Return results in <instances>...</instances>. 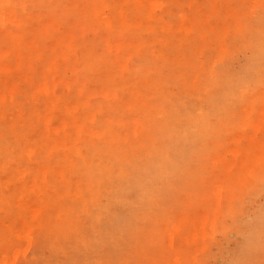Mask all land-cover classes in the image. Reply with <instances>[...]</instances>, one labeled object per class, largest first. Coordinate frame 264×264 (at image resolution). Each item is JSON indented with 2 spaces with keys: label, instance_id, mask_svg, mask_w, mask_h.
<instances>
[{
  "label": "rangeland",
  "instance_id": "1",
  "mask_svg": "<svg viewBox=\"0 0 264 264\" xmlns=\"http://www.w3.org/2000/svg\"><path fill=\"white\" fill-rule=\"evenodd\" d=\"M8 1L0 0V18L3 13L12 14L14 6L30 13H39L32 11L37 8L43 14L35 19L42 22L38 35L50 38L52 44L45 48L38 40L35 44L40 47L21 49L17 54L21 57L19 75L29 82L8 85L0 81V169L3 171L2 160L8 158L10 163V171L0 174V264H35L47 253L45 248L37 251L28 241L29 233L44 228L43 222H38L44 213L31 205L33 190L37 200L46 201L52 180L48 174L30 172L29 138L36 136V131L39 143H47L51 159H58L57 169L66 166L68 174L74 171L75 151L70 145L86 155L85 142L97 143L103 134L124 145L122 141L149 139L157 129L183 128L181 137H153V146L168 145L169 153L180 151L188 141L192 154L197 140L202 139L198 157L182 159L175 165L177 174L163 170L153 178L144 213L135 223L136 230L146 236L136 246L144 256L132 262L229 264V257L242 253L248 243L246 233L264 221V80L249 79L250 63L264 42L243 30V26L248 31L259 29L264 0H54L41 7H34L32 0L6 4ZM7 30L8 26H0V37ZM181 41L184 43L177 44ZM0 54L4 57L1 70L12 75L11 50L2 45ZM173 57L174 83L163 93L164 102L158 97L161 87L149 91L143 83L139 85L141 93L134 96L137 102L124 96L121 81L135 66L159 62V73L166 76ZM89 59L92 74L98 72L102 78L81 81ZM48 73H61L64 82L55 95L45 99L42 89L31 81L41 82ZM260 77L264 78V63ZM234 78H239V87L224 115L222 112V120L206 132L209 109L220 105L216 98L224 82ZM68 85L78 89L76 97L62 92L68 91ZM204 86V99L190 96L191 89ZM30 87L34 92L27 93ZM175 99L191 107L186 118L172 117ZM29 121L35 123L33 130ZM3 124L19 125V129L13 132L14 128ZM201 164L208 167L203 169ZM191 167L200 172L192 179L183 175ZM126 172L142 178V163H129ZM113 183L118 185V180ZM163 185L168 186L165 191L160 190ZM114 201L109 216L115 209L125 210L122 200L114 197ZM55 202L63 205L65 201L60 196ZM77 217L75 212L69 216L72 221ZM101 222L91 224L97 240ZM258 240V251L247 264H264V229ZM98 247L94 250L87 241L80 251L84 257L107 251L104 244ZM63 255H70V250L64 249ZM120 263L127 261L122 257Z\"/></svg>",
  "mask_w": 264,
  "mask_h": 264
},
{
  "label": "bare ground",
  "instance_id": "2",
  "mask_svg": "<svg viewBox=\"0 0 264 264\" xmlns=\"http://www.w3.org/2000/svg\"><path fill=\"white\" fill-rule=\"evenodd\" d=\"M32 1L34 7H41L42 5L54 2V0ZM32 11L39 13H30L29 11L19 9L18 6H14L12 14L3 13V17L0 18V26H8L6 34L0 37V48L2 45H6L11 50L14 62L10 66V70L15 71L10 75L6 73V69L1 70L0 68L1 83L5 81L8 85H12L22 80L26 83L29 82L19 75L21 57L17 54L21 49L27 50L40 47L35 44V41L38 40L44 42L45 48H49L50 44H52L50 38L38 35V28L42 26V22L35 19H37L36 15L40 17L43 14L37 8ZM258 20V30L248 31L249 28L247 26H243V30L247 31L251 36L258 38L260 42H264V11ZM43 34H47V32ZM183 43L181 41L177 44ZM263 45H259L257 58L250 63L252 70L249 73V79L251 78L255 81L260 79L259 83L264 80L263 77H260L261 63H264ZM40 53L45 55L44 51H40ZM39 57L41 56L39 55ZM26 58L24 57V59ZM174 59L173 57L169 63V73L166 76L159 73L161 72L160 67H158L161 65L159 62L144 67L142 65L135 66L134 72L121 81L120 85L126 89L124 96L131 97V100L136 101L134 96L141 93L139 85L143 83V86L149 89V91L161 87L162 92L158 94V97L160 101L164 102L163 93L166 92L165 90L169 88L170 84L174 83L172 74L174 62H176V59ZM0 60H4L2 54H0ZM89 61L87 62L88 67H86V71L79 78L81 81H86L89 77L102 78L98 72L92 74L90 64L92 60L89 59ZM191 68L189 67L188 70H191ZM104 70L106 72L107 69ZM3 73L8 75L2 76L1 74ZM63 79L64 76L61 73L52 75L48 73L47 77H43L41 82L34 83L35 79H33L31 84L42 89L40 91L43 97L48 99L55 95L56 88L63 85ZM239 83V78L224 82L221 94L216 98L220 102V105L209 109L210 117L205 122L204 129L206 132L213 129L216 121L222 120L229 101L232 100L234 91L239 87ZM67 88V92H62L70 93L69 97H76L75 94L79 93L78 89L73 88L72 85H68ZM32 92H34L32 91V87L28 88L27 93ZM206 94L205 86L200 90H190L192 98L204 99L205 97L201 96H206ZM190 109L189 104L184 103L181 99H175V103L170 110L173 118L181 116L180 118L182 119L186 118ZM32 123L33 121H29L31 130L35 127V123L31 125ZM2 126L11 130L14 128L12 124H3ZM156 128H159V126H156ZM18 129L19 125H15L13 132H17ZM23 131H25L24 128ZM183 133V128L178 126L167 127L162 130L157 129L149 139L143 138L141 139L142 141L139 140L141 141V145L138 147H134L139 142H136V139L126 143L122 141L124 145H128L124 146L118 141L114 143L110 137H106L103 134L102 140L97 143L89 144L85 142V146H88L86 155L82 154L80 149L70 145L71 149L75 151L74 159L71 162L74 171L68 174L66 166H60L57 169L58 159H51L47 143H39V139L36 137L38 136V132L36 131V136L29 138L30 149L28 156L31 162L30 172L40 175L48 174L52 180L48 182L50 190L46 193V201L37 200L35 190H33L31 205L33 206V210L36 209L44 213L45 217L40 218L43 220L38 221L40 224L43 222L44 228L38 231L37 234L29 233L28 241L31 247L37 249V251L41 248L47 249L46 255L39 256L35 264H81L84 262L87 264H121L122 257L125 258L127 264H133L132 260L135 261L137 258L142 259L144 255L137 251L136 246L144 241L146 236L142 233L141 229L136 230L135 223L138 217L144 213L146 202H148L149 198L148 190L153 178L163 170L177 174L179 168H175V165H178L182 159L192 155H194L193 159L197 158L201 151L200 147L203 145L202 139L197 140L195 151L189 154L186 145L188 141H186L180 151L176 150L169 153L171 149L168 148V145L156 148L152 144V139L153 137L167 139L168 135L174 139L183 136ZM170 142L175 143V141ZM39 146H41L39 151L35 150ZM57 148V151L61 152V148L59 146ZM143 155L147 157L143 159ZM61 156L62 154L59 153L58 157ZM7 160L8 158L2 160L3 171L0 169V174L10 171V163ZM139 161L142 163V178L135 177L126 172V167L129 163L137 164ZM201 166L203 169L208 167L206 164H201ZM199 173L195 167H191L187 168L183 175L192 179ZM202 174H204L203 171H201ZM113 180H118V185L113 183ZM174 184L179 185L177 181H174ZM167 187V185H163L160 190L165 191ZM40 192L43 191L40 190ZM73 193L76 194L74 197H71L70 194L72 195ZM60 196L64 198L65 202L63 205L55 204L56 197ZM114 197L122 200L125 204V210L121 212L115 209L114 215L109 216L111 207L115 205ZM73 212L77 213L78 217L72 221L69 216ZM262 215L264 217V209ZM99 220H102V222L100 239L97 240L94 239L95 232H93L91 224ZM8 221L13 223V225H17L13 219ZM263 227L264 221H258L255 227L246 233L248 241L246 249L242 253L229 257V264L248 263L253 256L252 254L258 251V247L260 246L258 237L264 229ZM0 238H3L1 233ZM56 241H59L60 245L55 244ZM87 241L92 243L94 250L99 248L98 245L104 244L107 246V251L100 255L89 253L84 257L80 249ZM131 243H133V247H131ZM67 248L70 250V255L64 256L63 250ZM210 249L211 251L213 250L212 248ZM211 251L209 250V252Z\"/></svg>",
  "mask_w": 264,
  "mask_h": 264
}]
</instances>
